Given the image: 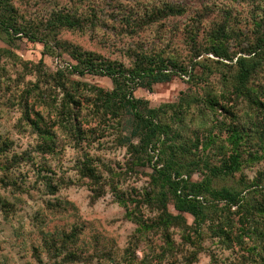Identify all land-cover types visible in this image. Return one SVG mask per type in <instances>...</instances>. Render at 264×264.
<instances>
[{
  "label": "rangeland",
  "instance_id": "rangeland-1",
  "mask_svg": "<svg viewBox=\"0 0 264 264\" xmlns=\"http://www.w3.org/2000/svg\"><path fill=\"white\" fill-rule=\"evenodd\" d=\"M0 1L19 30L0 29V264H264V0ZM239 58L254 67L245 86ZM90 64L174 74L108 106L112 77L73 69ZM129 92L165 128L155 149H136ZM233 152L240 168L211 184L241 193L250 222L205 192L198 227L153 165L174 158L201 182ZM162 192L179 219L162 218Z\"/></svg>",
  "mask_w": 264,
  "mask_h": 264
},
{
  "label": "trees",
  "instance_id": "trees-1",
  "mask_svg": "<svg viewBox=\"0 0 264 264\" xmlns=\"http://www.w3.org/2000/svg\"><path fill=\"white\" fill-rule=\"evenodd\" d=\"M4 5L0 1V7ZM60 23L64 26L73 27L76 23L69 17L60 18ZM0 29H4L8 35H16L19 33V30L8 24L6 20L0 21ZM30 41L35 42V36L30 35ZM260 45L264 46V33L259 39ZM223 42L214 44L211 48L212 53L222 59H230V56L226 53L224 49ZM238 64L240 67V73L238 75L239 82L242 86H245L251 76L252 69L254 67L249 66L245 58H239ZM74 70H78L80 73H95L103 74L112 77L116 88L112 92L106 94L107 105L110 106L113 98L119 90H122V87L129 82H134L136 85L147 79V86L151 87L155 83L162 81L170 80L174 74L173 71L167 72L168 68L159 67L157 69H139L130 72L119 71L114 68H96L94 65H84L79 67H74ZM177 69V68H176ZM178 70V69H177ZM121 102L127 111L133 113L134 118L137 120L139 126V143L136 146V149L147 152L150 149H155L159 143L162 141V135L164 138L167 137L165 128L157 122L158 113L152 108H147L145 112L140 111V107L144 103L143 100L137 99L133 96L132 92L121 93ZM35 128L41 131V128L38 122H33ZM45 134V133H44ZM174 158H168L167 161L163 164L162 168H157L156 165H153L154 169L158 172L160 182L163 187H168L169 192L171 193L174 200V208L179 213H187L193 216L196 226L200 227V224L204 222L207 218L205 214V208L203 207L201 201L198 199L203 193H208L214 200H217L220 203H223V208H227L229 211L236 207L234 214H238V222L242 225H248L250 222L251 212L253 211L250 206L245 207L244 200L241 193L233 192L227 188L215 189L212 186V177L222 173H233L240 168V160L238 153L233 152L230 155L229 163L223 168H213L211 169V176H208L206 179L201 182H188L180 178V173L178 168H175L176 162ZM158 201L159 207L162 209L163 214L167 220L175 221L179 219V216L173 217L168 212V195L167 193H161V198ZM164 215V216H163ZM225 230V229H224ZM222 230V235L226 234ZM249 231V226H247ZM247 235H250L248 232Z\"/></svg>",
  "mask_w": 264,
  "mask_h": 264
}]
</instances>
